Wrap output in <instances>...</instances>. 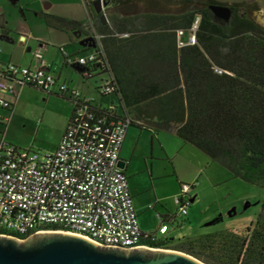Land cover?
Returning <instances> with one entry per match:
<instances>
[{
	"label": "trees",
	"instance_id": "obj_1",
	"mask_svg": "<svg viewBox=\"0 0 264 264\" xmlns=\"http://www.w3.org/2000/svg\"><path fill=\"white\" fill-rule=\"evenodd\" d=\"M104 1L105 23L93 7L81 24L43 17L48 26L98 35L92 41L102 63L70 65L80 74L112 76L113 113L128 118V126L173 131L232 176L264 190V28L249 16L256 5L227 4V19H217L208 8L213 0H188L173 11L152 0ZM196 17L194 43L178 46L176 30L185 40ZM94 47L81 49L85 54ZM140 244L182 251L206 264H264V197L241 233L224 229L176 240L142 238Z\"/></svg>",
	"mask_w": 264,
	"mask_h": 264
},
{
	"label": "built area",
	"instance_id": "obj_2",
	"mask_svg": "<svg viewBox=\"0 0 264 264\" xmlns=\"http://www.w3.org/2000/svg\"><path fill=\"white\" fill-rule=\"evenodd\" d=\"M197 20L196 17L185 40L181 37L183 31L176 30L178 46L194 43ZM89 37L97 39L98 35ZM59 50L69 65L99 66L103 61L100 48L74 56L61 46ZM34 57L40 55L35 53ZM91 73L83 70L81 75L88 77ZM103 74L96 89L100 95H110L113 78ZM23 85L45 91L56 88L70 98L73 109L54 150L43 153L8 141V117L0 115V234L28 236L55 226L56 230L97 245L121 248L145 246L140 244L142 238L156 239L155 234L139 229L126 178L118 165L128 118L114 115V102L100 106L92 97L58 82L42 64L31 67L0 62L2 108H12L17 89ZM193 185L180 183L174 198L180 215L186 213ZM156 217L160 219L158 214ZM166 229L167 225L161 223L158 232L163 234Z\"/></svg>",
	"mask_w": 264,
	"mask_h": 264
},
{
	"label": "rangeland",
	"instance_id": "obj_3",
	"mask_svg": "<svg viewBox=\"0 0 264 264\" xmlns=\"http://www.w3.org/2000/svg\"><path fill=\"white\" fill-rule=\"evenodd\" d=\"M24 1L29 4H24ZM47 1H53V6L47 9L43 8L42 0H23V2L22 0H8V4L5 7L3 18L6 24L4 26L9 30V34L14 42L13 45L17 47V52L24 56L25 59L32 57L36 53L35 51H39L37 50L38 41L41 40L47 44V52L50 55H54L55 53V58L60 60L61 55L56 51L58 47L57 43L63 38L68 42L64 33L45 26L43 23V13L47 11H49L48 13H52L62 11L63 9L64 15H71L76 18H83L84 16L83 7L81 6V11H78V8H75L73 5V0ZM67 5H70L69 10H65ZM212 15L217 19H223L221 15L218 16L213 13ZM249 16L255 23L264 28V14L253 10L249 13ZM65 20L67 19L65 18ZM20 36L23 37V40H20ZM70 36H73V33H70ZM79 41L67 43L65 45L66 49L71 50V47L77 44L81 46ZM11 45L10 41L0 39V46L2 48ZM34 58L33 55L32 59L34 60ZM69 73H71L70 69L63 68L60 77L68 76ZM104 76V74H101L100 78ZM100 78L95 76L80 82L76 79V75L72 74V84L82 94L89 95L96 100L101 99L103 105L109 104L111 101L114 102L112 95H100L97 91L96 87L101 83ZM68 86L71 85L69 84ZM70 106L71 104L68 99L59 95V93L23 85L17 89L10 110L5 111L0 106V115L6 114L8 117L6 122V139L20 148H29L41 153L53 151L65 127ZM148 136L146 132H143L140 152L149 158ZM160 138L169 146L172 152L175 151L180 142L176 135L166 131L160 132ZM151 155L153 163L157 168V175L159 176H166L169 173V168L171 170L174 164L177 169H189L188 164L193 160L192 154L187 153L186 149H181L179 152L176 151L173 154V159L170 161L161 154L156 144L153 146ZM170 162L173 163L170 164ZM208 162L211 164V167H204L206 164L203 161L198 162L200 163L198 165L204 167L203 175L201 178L194 179L195 186L189 191V195H193L194 192L197 194L195 201L198 206L196 207L195 205L191 209L192 203L188 204L186 206L187 214L176 215L175 222L168 225L172 240L224 229L241 233L245 226L250 221H254L256 217L260 203L264 197V190L257 185L232 176L227 169L218 165V163ZM208 174H211V177ZM173 182V176L162 179V183L165 186L169 184L173 185ZM211 182L214 183V186H212ZM173 212H175L174 207L172 209ZM193 212L195 217H192L194 215ZM155 228L156 223H151L150 229L153 231Z\"/></svg>",
	"mask_w": 264,
	"mask_h": 264
},
{
	"label": "crops",
	"instance_id": "obj_4",
	"mask_svg": "<svg viewBox=\"0 0 264 264\" xmlns=\"http://www.w3.org/2000/svg\"><path fill=\"white\" fill-rule=\"evenodd\" d=\"M17 1V0H15ZM21 1V0H20ZM73 5L75 8H78V11H81V6L84 9V16L83 18H76L71 15H64L63 9L62 11H56L52 13H48L49 11L43 13L44 16H54V17H61L66 18L67 20L76 22L78 24H81L84 22L90 14L91 7L95 10L94 7V0H73ZM23 2V0H22ZM25 2V1H24ZM8 4V0H0V39H4L7 41H10L12 43L11 46H4L3 48L0 46V62H12L15 64L23 65V66H38L41 65L47 69L49 73L54 75L58 82H64L66 84H70L73 88L76 89V86L72 84V74L76 75V79L80 82H83L85 79H89L91 77L98 76L100 78V74L98 70H95L91 73L88 77H83L79 73V69L75 66L66 64L63 61L62 54L59 50V47L61 46L69 55H82V49L81 46H79L77 43L76 46H72L71 50L66 49L65 45L69 42H78V40H81L84 35L82 32H78L76 30H61L52 26H48L45 24L44 20L43 23L47 27H51L53 29H57L60 32L64 33L68 39V42L65 41V39H61V41H58V47L57 52L59 55H61V59L57 60L54 55L47 52L48 46L47 44L43 43V41L39 40L38 49L39 51H35L40 55L39 58L28 57L24 58V56L20 55V53L17 52V47L13 45V39L11 35L9 34V30L4 26L6 22L4 23L3 13L5 12V7ZM16 4H18L16 2ZM24 4L28 5V2H25ZM43 8L47 9L53 6V1H47L42 0ZM15 5V3H14ZM70 5H67V8L65 10H69ZM74 8V9H75ZM73 9V10H74ZM85 18V19H84ZM5 30L4 33H2L1 30ZM86 29H83V32H85ZM88 31V30H87ZM70 33H73V36H70ZM80 34L77 36V34ZM20 40H23V37L20 36ZM86 37V36H85ZM56 47V46H55ZM60 58V57H59ZM70 69L71 73L65 77H60L61 70L62 69ZM75 78V77H74ZM70 86V87H71ZM51 91V90H50ZM52 91L55 93L57 92L56 88H54ZM60 94V93H59ZM63 94V93H61ZM64 97H67L66 94H63ZM86 95V94H84ZM89 96V95H86ZM69 101V100H68ZM70 102V101H69ZM94 103L96 104H102L101 99H94ZM71 104V102H70ZM103 105V104H102ZM70 111L68 116L70 115ZM4 109V108H3ZM6 111V109H4ZM67 116V118H68ZM66 118V121H67ZM66 124V122H65ZM164 130H157L155 133H151V131L147 130L146 128H142L135 125H130L127 127L125 131L124 138L122 140L120 149H119V159L122 161L123 166L120 167L122 170V173L124 174L127 182V187L129 190V193L131 195L132 199V205L133 209L136 214L137 218V224L139 229L143 233L148 234H155L157 238H172L171 233H169L168 225L175 222V216L179 215L178 213V204L175 201V196L179 192V186L180 183H194L193 187L195 186V180L196 178H201L203 175L204 167H211L208 161H211L202 151L194 147L193 145L182 141L180 138L177 139L180 140L178 147L175 149L174 152L170 151L169 146L165 144L162 139L160 138V132ZM143 132H146L149 136V153L150 157H145L141 154V137L143 136ZM170 134L175 133L173 131H166ZM6 137V133H5ZM156 144L161 154H163L168 160L171 161L173 159V154L175 152H179L181 149H186L187 153H190L193 155V160H191L188 164L189 169H177V167L173 166V168L170 170L169 173H167L166 176L164 175H157V168L153 163V158L151 157L153 146ZM199 151V152H198ZM201 153V154H198ZM199 161L205 162V166L201 167ZM212 163H216L214 161H211ZM173 162H170L172 164ZM190 165V166H189ZM219 165V164H218ZM223 167V166H222ZM226 169V168H225ZM172 171V172H171ZM156 172V173H155ZM171 172V174H170ZM174 177L173 185L169 184L168 186L163 185L162 179L164 177L170 178ZM209 177H211V174H208ZM207 176V177H208ZM159 179V180H158ZM193 180V181H192ZM212 186H214V183L211 182ZM192 187V188H193ZM195 192L193 195H189V203L192 205L190 208L192 209L195 205L198 206L196 200ZM173 207L175 208V212L172 213ZM156 214L159 215L160 219L156 217ZM187 214V211L184 215ZM194 214V212H193ZM191 217V215H190ZM192 217H195V214L192 215ZM156 223V228L152 231L150 229L151 223ZM161 223H165L167 225V229L163 234H160L158 232V227ZM190 224V223H189ZM187 236V235H183Z\"/></svg>",
	"mask_w": 264,
	"mask_h": 264
},
{
	"label": "water",
	"instance_id": "obj_5",
	"mask_svg": "<svg viewBox=\"0 0 264 264\" xmlns=\"http://www.w3.org/2000/svg\"><path fill=\"white\" fill-rule=\"evenodd\" d=\"M208 5L211 13L227 19V4L252 1L257 11L264 14V0H213ZM106 1L94 2L99 19L106 22L102 12ZM80 34L78 33L77 36ZM81 46L93 47L92 37L79 41ZM119 167L123 166L118 161ZM0 264H206L182 251L149 246L135 248L97 245L81 236L59 230L32 233L25 238L0 234Z\"/></svg>",
	"mask_w": 264,
	"mask_h": 264
},
{
	"label": "flooded vegetation",
	"instance_id": "obj_6",
	"mask_svg": "<svg viewBox=\"0 0 264 264\" xmlns=\"http://www.w3.org/2000/svg\"><path fill=\"white\" fill-rule=\"evenodd\" d=\"M143 1H147V0H143ZM201 2V0H196V2ZM153 3H156L157 5H159L163 10L166 11H173V10H178V9H182L185 8L189 3L188 0H152ZM245 3L248 4H252L254 2L252 1H246ZM255 4V3H254ZM86 33L84 35V38L86 35H89L88 32L89 31H85ZM83 38V37H81Z\"/></svg>",
	"mask_w": 264,
	"mask_h": 264
}]
</instances>
